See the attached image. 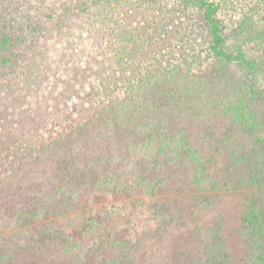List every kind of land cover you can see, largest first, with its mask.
<instances>
[{
    "label": "rangeland",
    "instance_id": "374dc122",
    "mask_svg": "<svg viewBox=\"0 0 264 264\" xmlns=\"http://www.w3.org/2000/svg\"><path fill=\"white\" fill-rule=\"evenodd\" d=\"M210 1L226 47L242 46L257 69L215 57L192 0H0V188H27L19 208L36 204L0 228V264L256 261L245 231L252 210L264 230V0ZM166 62L194 91L169 117L201 153V185L187 160L154 154L146 100L123 113L112 105L150 83L161 99ZM227 100H242L257 122L234 119ZM105 170L127 178L121 189L100 184ZM70 185L36 213L40 189Z\"/></svg>",
    "mask_w": 264,
    "mask_h": 264
},
{
    "label": "trees",
    "instance_id": "16d2710c",
    "mask_svg": "<svg viewBox=\"0 0 264 264\" xmlns=\"http://www.w3.org/2000/svg\"><path fill=\"white\" fill-rule=\"evenodd\" d=\"M192 1L199 3L203 9V21L209 27V35L211 37L210 48L215 57L223 62L237 63L242 67L248 69L249 71L257 69V60L249 58L246 52L243 50L242 46H237L235 50H229L226 47L223 22L218 15V5L210 0ZM165 66V71L161 74L158 73L159 75H157V79L162 84L161 88H166V91L164 92L165 97L164 95H162L161 99L154 95L153 97H151L152 92L150 88H152V86H154L155 84L150 83L148 85L140 87V90L143 91L144 94H142L138 89H132L130 90V93L136 92L137 94L118 97L112 103V105L119 107L118 109L123 113L125 108L127 112L131 110L129 106H132L135 101H138L139 104L143 103V101L146 100L143 105H145L147 109L143 110L142 113H145L147 115L146 119L148 123L146 124V131L149 132V135H152L151 138L154 143L152 148L154 149V154L160 155L162 159H165V161H168L174 165L187 160V162L189 164H192L195 168L194 182H196V184L198 185H201L206 183V172L204 170L205 165L201 158V153L199 152V150L195 149L194 145H191V137H189V135L187 137L188 133L186 129L176 128V126H174L173 119L169 117V112L179 113L183 110L184 106L189 108V105L191 104L190 95L194 94V91L193 89H190L189 83H187L186 81L174 78L177 74L176 64L170 66V63L166 62ZM158 69H161V67H159ZM163 102L165 103L164 105ZM152 104L155 106H153ZM224 106L226 108V111L229 112L236 120L238 119L242 122H246L250 121V119L253 118L254 122H257L255 111L252 108L248 107L247 104H245L242 100H227L224 102ZM167 107L171 109L169 110ZM184 140L186 141L184 142ZM32 151L33 156L37 157L39 150L33 149ZM80 166V163H78V170L76 171H79ZM90 171L91 170H89V172ZM89 172L86 170L84 174L90 175ZM112 177L113 174H111L108 170H105L100 177L102 180L100 184L102 186L111 187L113 188V190H117L123 187V184L127 179L125 178V176H123V178L118 177L117 179L113 180ZM48 182L49 181H47L46 183ZM138 183L142 184V179H139ZM34 184L35 183H32L31 186L35 187L31 188L33 191H38L39 188H43L39 187L42 185ZM50 184H47L44 188L49 187ZM144 184L146 188L152 190L158 185V183L156 182H145ZM71 186L72 185L67 188L57 187V189H55L54 191L55 193H51L52 195H50V193L48 192L44 194L45 192H43V190L41 191L40 189V195L38 194L39 207L36 213H38L39 215H44L49 208V204L57 201V198H61L68 191L72 190ZM10 188L11 187L0 188V204H2L0 207V228L5 227V229H7L8 227L10 228L11 225L14 224L13 222L15 219L23 221L28 212L27 206H36V204H33L29 201L27 203L28 205H24L22 208H19L16 196L20 195L21 193H27V188H21L18 191ZM63 191H66V193H64ZM41 194L44 195L41 196ZM5 199H8V204L5 203ZM32 201L35 202V200ZM12 202H14V206H12V209L14 210H12L13 216L10 217L9 214L11 210L9 208H11L10 205L12 204ZM8 209L10 211L7 212ZM249 215L250 216L248 217V219H246L248 220V224L246 226L245 232H247L253 238L252 242H250L251 247H254V249L258 251V253L256 254L257 259L256 261H253L252 264H264V252L260 240V238L264 236V230L262 229L260 222H258V214L252 210L250 211Z\"/></svg>",
    "mask_w": 264,
    "mask_h": 264
}]
</instances>
